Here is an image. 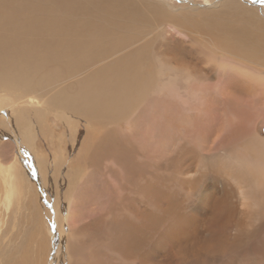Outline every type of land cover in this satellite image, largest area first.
I'll use <instances>...</instances> for the list:
<instances>
[{
    "label": "rangeland",
    "instance_id": "374dc122",
    "mask_svg": "<svg viewBox=\"0 0 264 264\" xmlns=\"http://www.w3.org/2000/svg\"><path fill=\"white\" fill-rule=\"evenodd\" d=\"M13 1L7 5H0V9L18 11L24 8V5H20V3L27 0ZM41 1V7L48 8V0ZM113 1L118 7V11L125 12L122 25L119 24L114 28L112 21L100 20L97 21L95 29L81 35L83 42H87L86 40H89L91 36L94 37L97 49L93 46L90 56L94 55L95 58L94 56L88 57L84 62L83 57L78 56L76 66H70V64L68 67L67 65H58L59 67L47 65L46 70L38 74H36L37 69L34 63H27V65L23 63V67H21L16 62V58L11 62L15 61L18 64L14 65L15 68L1 67L4 68L2 71L0 69V76L4 73L2 76L6 77L4 78L6 80L2 79V76L0 78V81L4 82H0V172H2L0 209L10 213L6 214L5 226L0 232V251L3 248H11L3 256L0 255L2 263L9 260L6 256H10L12 248V253L16 252L14 249L17 243L16 238L20 241L26 234V232L23 234L24 229L26 228L27 231L31 226L30 222L41 217L40 213L35 214V212L41 211L48 221L51 219L50 204L52 203L46 195L44 197V193L41 194L39 166L36 165L42 160L59 167L56 171L58 178L55 182L57 192L55 198L64 203L62 207H57L59 215L63 214V207L68 209L66 202H69V204L71 203L69 212L66 213H70V220L72 221L73 217L75 221L82 224L95 223L97 219L103 218L101 216L103 210L118 207V200L121 197L128 194L133 197L130 193V179L125 174V165L128 163L124 159L125 155H116V152L108 151L109 147L111 148L114 144L125 145L129 149L132 147V152L138 156L136 160H141L140 162L134 159L136 163L139 162L137 163L139 166H152L155 169L159 163L162 172L164 168L171 169V159L169 158L173 151H177V145L184 139L193 136L190 141L197 147L198 156L203 162L215 168L217 165L214 160H220L223 163L220 172L222 175L220 179H217L221 184L227 186L230 184L233 188L244 184L243 188L247 187L246 190H248V192L244 190L246 195L250 191L254 193V195H250V193V196H255L259 191L260 186L255 182V178H257L256 176L260 177L259 169L264 170V107H262V103H264V0H255V2L254 0ZM84 3L87 2H83L80 6L81 8L77 11L78 15L77 13L73 14L74 18H82V22L87 18L83 15L82 7H86ZM56 15L58 14L55 13L54 16ZM15 17L18 22L21 19L28 20L30 16L17 14ZM104 27L109 28L108 31L100 30ZM5 30L19 45L24 40L29 39L28 42H30L31 38L34 39V36L36 38V35L33 36L34 33L23 36L15 28L4 29L3 32ZM74 33H76L74 30L69 31L71 35ZM99 37V40L95 39ZM116 39L120 40V45H115L114 40ZM221 43L223 44L222 49ZM10 46L14 47L12 44ZM5 49H9V44L5 45ZM5 49L0 47V58L3 55V57L7 56ZM43 49L41 48L39 52ZM99 49L101 51L97 53ZM16 50L22 51L23 47L19 46ZM223 50L228 52H222ZM136 51L143 54V58H139V62H143L142 65H144V70H141L144 72L147 70L146 74H149L152 68L151 71H154L155 74L152 72L146 76V80L142 83L145 87L141 88V85L140 88L139 86L133 88L136 90L137 96L134 94L135 90L131 89V94L133 92L135 98H132L133 94H126L130 90L126 91V96L124 94L121 98V107L116 102L114 104L117 107L110 105L117 109L115 113L111 111L110 115L107 111L102 112L99 116V114H94L93 110L85 111L83 114L80 113V110L76 111L77 107H74L73 110L74 105H69L68 102L78 96L81 84L82 87H85L89 81L94 83V72L105 66L114 68L113 64L116 58H122L124 54L131 55L133 53V59L136 61ZM210 52L223 55L219 56L221 64L213 65V58L204 57ZM223 58H225L224 61ZM216 63L220 62L216 61L214 64ZM215 66H220L224 70L216 72ZM113 68L112 70H114ZM23 70L30 75L29 79L34 81L32 86L30 84L24 87V83L21 85L17 82V87L16 82L14 83L9 77V75H13L16 78H21ZM156 70L159 71L162 78ZM156 75L159 77L155 78ZM167 75L170 80L165 82V79L169 78L163 79V77ZM150 78L151 82H149ZM156 81L159 85L155 84V86H159V89L154 85L151 88V84L157 83ZM9 84H14L10 85L12 89ZM110 84L112 83L110 82ZM110 84L107 82L102 85L109 86ZM6 85L8 86L6 87ZM14 86L17 89L14 90ZM21 86L27 88L24 89ZM60 92L64 96L67 94L70 98L68 100L65 96L67 103H62ZM225 93L227 95H223ZM141 94L144 95L140 97ZM226 98L231 101L223 100ZM54 100H57L56 103H53ZM64 108L72 109L73 114ZM37 112L41 116H38ZM216 113L218 114L216 115ZM211 119L217 121H211ZM243 119H246L247 122ZM82 128H89L94 132L91 139L79 137ZM131 131L133 133H130ZM259 140L262 143H259ZM87 144V155H83L79 150ZM202 144L203 146H201ZM91 147L94 149L91 150ZM232 147L237 148L234 150ZM203 148L208 149L207 153L202 152L204 156L200 154ZM241 155L242 157H240ZM58 159L61 162L57 161ZM94 161L97 164L94 165ZM69 171H73L76 175L67 177L66 174L70 173ZM213 171L214 169H210V173ZM246 179L247 181H245ZM212 180L215 178L206 177L205 182L208 184ZM6 181L8 189L11 191V194L7 196ZM129 186L130 188H128ZM98 187H101L102 192H97L96 188ZM39 196L43 201L37 199ZM241 197L239 194V198L235 201L241 203H238L240 207L237 205V209L244 207L238 211L247 220L246 228L250 232L259 228L264 229V205L258 201H254V205L251 201L246 203V200L244 201ZM39 203H42V206ZM251 206H255V209ZM98 207L101 209L97 214L94 209ZM258 208L260 209L258 210ZM32 215H34L32 220H29ZM259 216L263 218L256 220V218H260ZM107 227L99 229L97 239L116 240L118 234L122 232L121 228L111 227L113 231ZM80 240L82 241V239ZM105 250L108 255L104 257L109 258L105 259L100 256L96 264H107L111 260H116L117 256L114 250L111 248ZM237 256L239 255H233L235 258ZM239 263L240 261L236 260V264ZM121 264L126 263L121 261Z\"/></svg>",
    "mask_w": 264,
    "mask_h": 264
},
{
    "label": "bare ground",
    "instance_id": "6f19581e",
    "mask_svg": "<svg viewBox=\"0 0 264 264\" xmlns=\"http://www.w3.org/2000/svg\"><path fill=\"white\" fill-rule=\"evenodd\" d=\"M9 2H14V1L0 0V5H7L9 4ZM41 2H42L41 0L24 1L23 3H20V5H24V8L19 9L18 11H10V10L4 11L0 9V47L5 49V45L9 44V49H5L7 56L3 57L4 56L3 55L0 58L1 71L4 69V68L2 69L1 67H6L5 69L7 68L13 69L15 68L14 65H18V64L21 65V67H23L22 66L23 63L25 65H27V63H34L37 69L36 74L45 71L46 70L45 67L47 65L55 66V67H59L58 65H67L68 67V64H70V66L73 65L76 66L75 64L78 63L77 62L78 56H82L85 62L88 57L92 58V56H94V55L90 56V54H92L93 52L92 50L93 46L96 47V41H94V37L92 38L91 36L89 40H86L87 42H83V37L81 35L86 34L91 30L95 29V27H97V21L100 20L112 21L113 27L116 28L117 25L119 24L122 25V21L125 19L124 16L125 12L123 13L118 11L117 9L118 7L116 6L115 1L113 0H91V1L48 0L47 1L48 8H46V6L44 5L46 9H43L41 7L42 5ZM83 2H87L86 4L84 3L86 5V7H84L85 9L82 7L83 15L86 16L87 18L84 19V21L82 22L83 20L82 18L81 19L77 17L74 18L75 16L73 17V14L77 13L79 8H81L80 6L83 4ZM55 13H57L58 15L54 16ZM17 14H27L30 17L28 18V20L21 19V21L19 20L20 22L19 21L17 22V19L15 17V15ZM10 28H15L18 32H21L23 36H28L34 33L33 36L36 35V38L34 36V39L31 38L30 42H28L29 39L24 40L19 45L15 41V39L10 36L7 30L3 32L4 29H10ZM108 29L109 28L104 27L101 28L100 30L108 31ZM70 30H74L76 33H74V35H71L69 34ZM114 31L117 32V30ZM39 34H43V35H39ZM95 39L99 40L100 37ZM124 41L126 42L125 39ZM114 42L115 45L121 44L119 39L114 40ZM11 44L14 45L13 48L10 46ZM19 46L23 47L22 51L16 50ZM222 47L223 44L221 43V49ZM41 48L44 49L41 52H39ZM98 51L100 52L101 50L100 49L97 50V53ZM222 52H228V51L223 50ZM136 53H137L136 61L135 59H133L134 57L133 53L132 54L130 53L131 55H128L129 53H127L122 55V58L121 57L116 58V61L113 64L114 68L112 66H108V67L105 66L103 68L98 69L97 72H94V83L93 81L90 82L88 80L89 83H87V85L85 84L86 85L85 87L84 86L82 87L81 84L79 93L77 94V92H75L78 96H76V98L73 101L69 100L70 98H68L67 94L65 95L69 100L68 104L74 105L73 110L74 107H77L78 109H76V111L80 110L81 111L80 113L82 114L85 111H92V110L94 111V114L96 115L99 114V116H101L100 114H102V112H106V111L109 113V115L112 112L115 113L117 109L110 107V105H113L115 107H117L118 105L121 107L122 106L121 98L123 97L125 92L130 90L129 92H126L127 95H130L131 89H133L134 87L136 88L139 86L140 88V86L142 85L141 88H143L144 84L142 83L146 80V76L154 72L151 71L152 68L150 69L151 73L149 74H146L147 70H145V72L142 71L144 70V65H142L143 62H139V58L142 59L143 54L142 52L139 51H136ZM221 55L222 54L216 52H210L208 55L204 57L213 58L214 60L213 65H217V64H221V58L219 57ZM15 58L18 64H16L15 61L14 63H11L13 62L12 60H15ZM224 59L225 58H223L222 60L224 61ZM216 61L217 62L219 61L220 63L214 64ZM223 61L222 63H225ZM111 67L114 70H112ZM145 68H149V67H145ZM215 68H216V72L224 70L221 69L220 66H215ZM160 69L162 68L160 67ZM20 72L19 74L22 73L21 78H16L13 75H9L11 80L14 83L16 82L15 83L16 86L18 85V83H21V85H23L24 83L23 85L24 87L25 85L29 86L30 84L32 86V83H34V81L32 79H29L30 75L28 73L26 74L25 71H24L25 73L24 72L20 73ZM158 72L159 71H157V73ZM158 75L160 76L159 73ZM159 76L156 75L155 78L156 77L158 78ZM165 77L169 78L168 80L165 79V82L170 80V77H168V75L164 76L163 79ZM4 78L2 76V79ZM153 78L154 76L152 77V79ZM160 78H162V75L160 76ZM152 79L150 78L149 82H151ZM0 82L4 83L2 81ZM107 82H109V84L111 82L112 84H110L109 86L102 85L103 83H107ZM156 82L157 83L151 84L152 86L150 85L151 88H153V85L155 86V84L159 85L158 81ZM5 84L3 85L5 86ZM10 85H14V84H9V86ZM157 85L155 86L156 88L159 87V86L157 87ZM7 86L8 85H6V87ZM8 89L9 87L7 88V90ZM15 89L17 88H15L14 86V90ZM74 94L72 95L74 96ZM134 94L136 95V90ZM59 95L63 99L62 103L66 102L65 96L61 92ZM135 95L132 96V98H135ZM142 95L144 94H141V96L140 95L139 96L142 97ZM223 95H227V94L225 93ZM57 100H54L53 103H56L55 101ZM223 100H226L228 102L231 101V99L229 98ZM114 102H116L117 105H115ZM57 105L59 104L57 103ZM134 106L137 105L134 104ZM139 106L141 105L139 104ZM262 107H264V103H262ZM64 109L67 110L66 108ZM68 110L69 112H71L72 109H68ZM217 114L218 113H216V115ZM38 116H41V114L38 113ZM74 116L76 115L74 114ZM212 120L213 119H211V121ZM244 121L247 122L246 119ZM91 131L89 128H84V129L82 128L80 130L79 137L81 139H91L92 134H94V132ZM130 133H133V131H131ZM209 133L207 134L209 135ZM191 138L184 139L183 141H181L182 143L177 145V151H173L172 156L169 158L171 159L170 160L171 169L168 170L164 168V171L162 172L160 168L161 165L159 163L155 166V169H153L152 166H147V167H141V165L139 166L137 164L139 162L136 163V161L141 162V160H136L138 159V156L132 152L133 150L132 147L129 149L125 145L123 146L121 144H114L113 146H111V148H113L114 150L109 147L110 150L108 151L116 152V155L124 154L125 155L124 159L128 161V163H126L125 165V174L130 179L131 183L129 184L131 185V188L130 186L128 188H130V193H132L133 197L128 196L130 194L126 195L123 198L121 197L120 200H118V204H117L118 207L116 208L110 207L106 210H103V213H101L102 214L101 216L103 218L97 219L95 223L88 222V224L87 223L82 224L80 222L75 221L73 217L71 221L70 213L69 214L66 213L69 212V207L71 204V203L69 204V202H66L68 204L67 206L68 209H66V207H63L62 209L64 210V212L62 215L60 214L61 216L59 215V210H57V207H62V204H64L63 201H60L58 198H55L57 195L55 182L58 178V173L56 171H58L59 167L57 165H52L53 163L51 164L47 161H43V160L40 162L36 161L37 162L36 165L39 166L38 175L41 182V194L43 195L44 193V197L47 196L52 203L50 204V208L52 212L50 213L51 219L48 221L47 220L48 218L45 217V214L43 215L41 211L35 212V214L40 213L41 217L34 219V222H30L31 226L27 231L26 228L24 229L23 234H25V232L26 234L23 238H21L20 241L18 240V238H16L17 243L14 248L16 249V252L12 253L13 250L12 248L10 256H6L9 258V260L6 261L5 263L0 262V264H96V261L100 256L105 259L109 258L104 256L108 255L105 249H110V248L114 250L117 257L116 260H111L107 264H121V261L126 264H236V260L240 261L239 264H264V229L259 228L254 232L252 231L250 232L246 228L247 220L238 211L244 207L237 209L238 206L240 207V205H238L240 201L239 202L235 201L239 198V194H240L242 196L241 198H243L244 201L246 200V203H248L247 201L249 202L251 201V203L253 202L252 204L254 205L255 204L254 201L255 202L258 201L259 203L264 205V170H262V168L261 169L258 168L259 171L261 172L260 177L256 176L257 178H255L254 176V178H255V182L260 186L259 191L258 193H256L255 196H250L252 194L254 195V193L251 192L249 189L251 193V194L249 193L250 195L247 193L250 196L249 197L248 195L245 194V192H248V190H246L247 187L245 189L243 188L244 184L243 185L240 184L236 188H233L230 186V184L229 186H227L226 184H221L220 181L217 180L220 179L222 175L220 172L223 163L220 162V160H214L217 165L215 168L203 162L201 158L198 156L199 154L197 147L191 143L192 141ZM259 143H262V141L259 140ZM91 144L93 146L94 142ZM201 146H203V144ZM82 147H81L82 151L80 149L79 152L80 153L82 152L83 155H87L86 149H88V144L85 147L83 148ZM235 148L233 149L235 150ZM90 149L92 150L94 149V147H91ZM226 149L225 151H227ZM202 152L205 154L208 152V149L203 148L200 153L201 155ZM240 157H242V155ZM57 161L60 160L58 159ZM145 162L147 163V161ZM95 164H97V162L95 163L94 161V165ZM210 169L212 170L214 169L213 171L214 174L212 172H211L212 174L210 173ZM73 171L75 172V170ZM73 171L71 172L69 171L70 173L67 172V174L65 172L64 173L66 174L67 177H72L74 174ZM206 177H213L215 178V180H212L207 184L205 182ZM0 178H2V172H0ZM245 181H247V179ZM6 186H7L6 189L7 190L6 196H7L11 194V191L8 189L7 181H6ZM96 189H98L97 192H102L101 187L100 188L98 187ZM244 190L246 191L244 192ZM253 191L255 192V190ZM40 197L41 196H39L37 199L40 200ZM100 197L104 198L102 195H100ZM40 201L43 200L41 199ZM39 205L42 206V203H39ZM255 206L254 207L251 206V207L255 209ZM260 208H258V210ZM96 209H94V212L98 214L101 207H98ZM115 211H117L118 213L117 212L114 213ZM6 214L8 215L10 213H7V211H3L2 209H0V232L5 226L4 220ZM33 216L34 215H32L30 218L28 217L29 220H32ZM129 216L130 218L132 217V219H130ZM261 217L259 219L256 218V220H261ZM105 225L108 226L107 228H110V230H113V228L111 229V227H114V229L121 228L122 232L118 234L119 239L118 238L116 240L97 239L96 236L99 229L106 227ZM80 239H82V241ZM9 249L11 248L9 247L3 248L0 251V255L3 256L6 252L9 251ZM234 254L239 256L235 258L233 257Z\"/></svg>",
    "mask_w": 264,
    "mask_h": 264
},
{
    "label": "snow or ice",
    "instance_id": "6c2138e0",
    "mask_svg": "<svg viewBox=\"0 0 264 264\" xmlns=\"http://www.w3.org/2000/svg\"><path fill=\"white\" fill-rule=\"evenodd\" d=\"M254 2H255V0H254Z\"/></svg>",
    "mask_w": 264,
    "mask_h": 264
}]
</instances>
